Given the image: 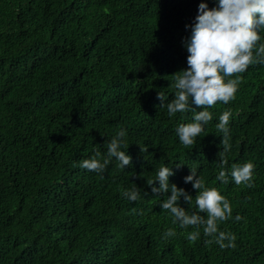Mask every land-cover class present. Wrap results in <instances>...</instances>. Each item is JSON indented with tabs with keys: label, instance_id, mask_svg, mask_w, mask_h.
Returning <instances> with one entry per match:
<instances>
[{
	"label": "trees",
	"instance_id": "trees-1",
	"mask_svg": "<svg viewBox=\"0 0 264 264\" xmlns=\"http://www.w3.org/2000/svg\"><path fill=\"white\" fill-rule=\"evenodd\" d=\"M200 3L0 0V264H264V63L225 77L241 81L228 104L168 114ZM199 111L212 120L186 147L176 128ZM121 129L129 166L113 158L103 173L79 167L103 162ZM248 162L251 181L236 185L232 169ZM162 167L174 172L169 191L152 193L159 184L147 181ZM191 171L230 202L215 235H234V247L162 210L175 185L192 196L178 206L207 219L185 183ZM132 190L135 202L124 196Z\"/></svg>",
	"mask_w": 264,
	"mask_h": 264
},
{
	"label": "clouds",
	"instance_id": "clouds-1",
	"mask_svg": "<svg viewBox=\"0 0 264 264\" xmlns=\"http://www.w3.org/2000/svg\"><path fill=\"white\" fill-rule=\"evenodd\" d=\"M186 28L190 29V36L184 44L188 53V67L175 75V98L167 105L170 116L197 108L203 109L205 106L210 108L217 102L228 104L234 99L241 81L237 78L226 82L225 77L243 73L251 64L264 63V44H258L262 39L259 33L264 32V0H213L211 8L205 0H201L193 23L186 25ZM157 99L163 106L168 97L163 92H158ZM193 105L196 107H192ZM229 117L230 114L225 112L219 118L218 128L225 137L228 134ZM211 120L212 116L208 111L194 113L193 123L180 124L176 128L179 141L186 147L192 145ZM125 136V130L121 129L111 139L103 162L96 158L87 159L79 167L89 172L103 173L114 158L119 162V167L125 169L131 164V157L127 154L129 145L124 141ZM227 148L225 141L226 151ZM97 155L99 156V153ZM253 170L254 165L248 162L234 166L230 175L235 184L240 185L251 181ZM173 175L172 169L162 167L156 173L155 181H147V185L153 186L154 182H158L159 188L152 187V193H167L169 178ZM225 175L221 172L218 179L226 183ZM185 183H191L193 189L198 190L196 205L199 212L207 214V219L195 214L188 215L184 208L178 206L181 197L186 203H190L192 196L175 185H171V195L161 204L162 210L168 211L174 217V223H179L181 228L193 226L198 229L202 226L204 234L214 237V242L222 249L234 247V235L224 232L215 235L218 231L217 221H225L231 217L230 202L215 188H207L193 171L191 175L185 177ZM124 196L135 202L139 198V193L136 190L125 191ZM236 219L239 220L240 217L237 216ZM174 235L175 232L169 230L164 237ZM198 235L199 232L196 231L189 235L188 239L195 241ZM225 240L229 241L227 245L224 243Z\"/></svg>",
	"mask_w": 264,
	"mask_h": 264
}]
</instances>
